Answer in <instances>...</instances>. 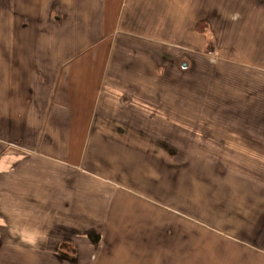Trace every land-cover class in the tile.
<instances>
[{
    "label": "crops",
    "instance_id": "1",
    "mask_svg": "<svg viewBox=\"0 0 264 264\" xmlns=\"http://www.w3.org/2000/svg\"><path fill=\"white\" fill-rule=\"evenodd\" d=\"M233 4L264 39V0H0L1 264H264V77L249 78L254 89L225 114L217 105L232 160H145L139 178L157 189L137 191L113 183L133 179L118 173L123 160L103 157L131 143L140 101L163 123L190 121L157 76L160 63L190 67L187 53L140 45L137 62L126 44L113 56L126 6L160 32L176 30L174 14L187 20L191 42L180 44L213 78L229 57L204 52L231 42L223 18ZM173 86L181 101L188 88ZM194 89L195 126L215 123L213 83Z\"/></svg>",
    "mask_w": 264,
    "mask_h": 264
},
{
    "label": "rangeland",
    "instance_id": "2",
    "mask_svg": "<svg viewBox=\"0 0 264 264\" xmlns=\"http://www.w3.org/2000/svg\"><path fill=\"white\" fill-rule=\"evenodd\" d=\"M130 8L131 13L129 12L126 15L128 9V6H126L124 17L127 16V19L121 20V18H118L115 22L119 25L116 26L117 31L113 34L117 46L116 51H113V56L116 57L121 46L133 44L135 50L130 54L133 61L140 62L141 60L140 45L160 47L165 51L168 50L176 54L187 53L188 60L191 61L190 67L188 64V66L182 68L179 67V61L175 67L173 64L160 63V71L157 70V76L165 84L170 83L172 85H170L172 97L169 99L172 111L176 110V114H180L181 119L185 118L190 121L183 122V124L178 123V117L173 116L171 124L163 123L158 117H152L156 115L155 111L145 106V102L140 101L139 105L137 103L135 106L137 111L135 122L137 125L134 124V131L129 134L131 143L128 146L123 145L120 149H107L103 156L105 160H123L115 164L118 173L122 175L127 173L129 177L130 175L133 176L132 181L122 180L119 177L121 180H114L113 183L118 184L120 187L129 184L130 188L142 191L149 188L148 183L152 184L150 180L139 178L141 175L147 176L149 171L145 166L147 164L145 160H187V164H189L190 162L193 163V160L233 159L232 142L227 137L228 132L231 131L226 123L228 117L225 115L217 116L216 108L218 105L219 114L230 111L236 98H239L243 93H250L249 88L254 89L253 84H249L248 79L253 78V81L254 78L264 77V49H262L264 39H262V31L261 38H258L255 29L253 27L248 28L250 22H245L243 14L240 10H237L236 4H233L225 16L226 19L223 18V22L227 25L226 34L229 33L231 42L225 44L224 53L222 48L220 49L221 43L218 45L217 52L211 51V47H208L204 52L209 61H216L223 56L229 57L227 65L223 66L219 72L220 74L218 76L213 75L212 78L210 77L212 69L209 63L202 56L199 57L198 54L190 52L189 48H184L180 44L191 42L192 37L187 27V20L180 19L174 14L175 16L172 15L171 17V24L172 26H178L176 30L171 27L169 32H160L155 27L147 26L144 13L132 12V7ZM235 29H237V32L234 31ZM98 41L95 42V45ZM113 44H115L114 41ZM247 62L251 65H248ZM179 69L185 71H179ZM207 80L212 82L216 88L215 95L212 97L214 101H211L210 105H213L212 109L215 110L217 120L215 123H211L210 119V121L207 120L210 122L209 124L200 123L195 126L193 114L197 109L198 98H195V92H193L195 90L194 85L202 84ZM175 82L178 83L179 87L185 85V88H188L187 94L190 96L183 95L181 101H178L174 97L177 92L173 88L178 89V87L173 86ZM182 93H186V90ZM109 105V102L105 100L102 109L109 107ZM114 111L118 112V110ZM148 114L151 115L148 117ZM168 117L170 118V116ZM243 159V155L236 157V160ZM113 185L108 186V189L114 188ZM152 186L153 189H157L153 184ZM192 209L193 204L188 201L186 211L189 216L192 214ZM9 263L39 264V262L25 263L17 261Z\"/></svg>",
    "mask_w": 264,
    "mask_h": 264
},
{
    "label": "trees",
    "instance_id": "3",
    "mask_svg": "<svg viewBox=\"0 0 264 264\" xmlns=\"http://www.w3.org/2000/svg\"><path fill=\"white\" fill-rule=\"evenodd\" d=\"M206 27H207L206 22H204V21L201 20V21H198V22L196 23L194 29H195V31L203 32V31H205Z\"/></svg>",
    "mask_w": 264,
    "mask_h": 264
},
{
    "label": "water",
    "instance_id": "4",
    "mask_svg": "<svg viewBox=\"0 0 264 264\" xmlns=\"http://www.w3.org/2000/svg\"><path fill=\"white\" fill-rule=\"evenodd\" d=\"M186 65H187V64H186L185 62H184V63H182V66H183V67H186Z\"/></svg>",
    "mask_w": 264,
    "mask_h": 264
}]
</instances>
